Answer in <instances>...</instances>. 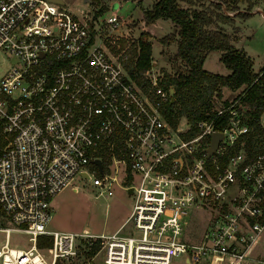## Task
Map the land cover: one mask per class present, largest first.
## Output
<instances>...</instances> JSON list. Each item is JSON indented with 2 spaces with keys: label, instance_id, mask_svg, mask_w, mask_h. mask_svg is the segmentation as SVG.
Instances as JSON below:
<instances>
[{
  "label": "built area",
  "instance_id": "2783aa9c",
  "mask_svg": "<svg viewBox=\"0 0 264 264\" xmlns=\"http://www.w3.org/2000/svg\"><path fill=\"white\" fill-rule=\"evenodd\" d=\"M91 10L78 16L55 1L0 0V55L11 62L0 76V264H56L92 245L102 264H173L182 256L264 264L250 255L264 227V149L246 148L237 100L193 126L184 118L172 125L162 74L148 70L147 86L137 84L127 48L104 31L116 28L118 15L97 23ZM76 176L91 180L96 195L117 185L131 196L113 232L47 229L52 197L68 185L76 190ZM12 232L31 244L9 246ZM40 235L49 246H36Z\"/></svg>",
  "mask_w": 264,
  "mask_h": 264
},
{
  "label": "rangeland",
  "instance_id": "374dc122",
  "mask_svg": "<svg viewBox=\"0 0 264 264\" xmlns=\"http://www.w3.org/2000/svg\"><path fill=\"white\" fill-rule=\"evenodd\" d=\"M156 0H104L106 8L98 13L97 23L103 18L115 13L119 17L116 28H104L105 34L110 40H114L117 48L125 49L130 53L132 47L137 45V37L141 31L149 34L151 42L150 57L152 72L162 71L171 74L183 71L185 65L176 57L177 27L169 19H157L152 23L144 24L142 10L151 7ZM64 5L73 13L81 16L83 13H92L89 2L84 0H63ZM100 5V4H99ZM239 11L229 12L230 19L225 22L216 21L209 27H219L228 35L230 43L242 48L246 55L252 59V69L258 72L264 69V1L257 0L251 6L250 12L245 17L242 11L245 4H239ZM263 13V15L260 12ZM103 28V27H102ZM166 36L168 41L161 43L159 39ZM116 49V48H115ZM137 49V48H136ZM218 50L210 51L203 60L202 67L208 71L227 74L229 69L218 59ZM10 60L0 55V76L10 65ZM237 91L226 87L221 88V95L213 97L214 107L220 106L223 100H230ZM260 124L264 127V112L260 116ZM71 184H76L73 190L68 185L55 194L50 201V219L47 229L58 232H78L88 227L91 232L109 234L117 229L127 218L131 209L132 198L125 193L123 188L113 185L110 195H96L98 188L91 184V180H85L76 176ZM203 219L202 215L198 216ZM3 225H8L3 223ZM130 225L127 223L126 227ZM125 230V228H124ZM193 223L189 224L187 236H193ZM25 233H10L7 244L11 247L27 248L31 241ZM5 241L4 234L0 232V243ZM82 248V247H81ZM250 255L254 258L264 259V227L258 239L253 243ZM59 264H102L99 253L85 257L80 253L72 260H62ZM173 264H259L256 261L236 262L227 258L209 257L193 260L191 256L173 258Z\"/></svg>",
  "mask_w": 264,
  "mask_h": 264
},
{
  "label": "trees",
  "instance_id": "16d2710c",
  "mask_svg": "<svg viewBox=\"0 0 264 264\" xmlns=\"http://www.w3.org/2000/svg\"><path fill=\"white\" fill-rule=\"evenodd\" d=\"M104 0H89V5L96 9V14L106 6ZM257 0H156L151 7L142 10L144 24L157 19H169L177 27L176 57L185 65L183 71L171 74L162 71L160 83L173 89V102L166 104V119L175 125L180 118L194 125L214 107L213 97L221 95V88L237 91L232 100L241 107L249 132L245 141L251 152L264 149V127L260 124V116L264 112V69L254 72L252 59L242 48L230 43L228 35L219 27H209L216 21L225 22L230 19L229 12L239 11V4H245L242 16L249 14L251 6ZM264 1V0H263ZM100 4V5H99ZM161 43L168 41L166 36L159 39ZM137 48V49H136ZM151 42L149 34L141 31L137 37V45L132 47L125 67L130 77L142 87L147 86L144 74L151 68ZM218 50V59L230 71L219 74L202 67L206 55ZM228 104V100H223ZM226 113L218 116L215 127L219 129ZM105 157V162L109 161ZM48 236L37 237L36 246L40 249L49 246ZM97 247H85L82 255L91 256ZM56 264H59L56 262Z\"/></svg>",
  "mask_w": 264,
  "mask_h": 264
},
{
  "label": "water",
  "instance_id": "95a60500",
  "mask_svg": "<svg viewBox=\"0 0 264 264\" xmlns=\"http://www.w3.org/2000/svg\"><path fill=\"white\" fill-rule=\"evenodd\" d=\"M50 1H55V2H58V3H63V0H50ZM84 2H89V0H84ZM260 12V11H259ZM262 15H263V13L262 12H260ZM264 16V15H263ZM170 92L172 93L173 92V89L172 88H170ZM173 96L171 95V97H170V102H173ZM221 138V134H220V132H213L211 135H210V144H209V146H208V148H207V152H208V154H210L214 149H215V147H216V145H217V143H218V141H219V139ZM95 163H99V161H98V159H95V160H93ZM131 192V189L129 188L128 189V193H130Z\"/></svg>",
  "mask_w": 264,
  "mask_h": 264
}]
</instances>
